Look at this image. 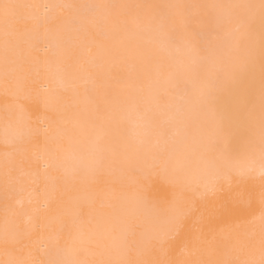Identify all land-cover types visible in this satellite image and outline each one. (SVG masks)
<instances>
[{
  "label": "snow or ice",
  "instance_id": "1",
  "mask_svg": "<svg viewBox=\"0 0 264 264\" xmlns=\"http://www.w3.org/2000/svg\"><path fill=\"white\" fill-rule=\"evenodd\" d=\"M0 96V264H264V0H0Z\"/></svg>",
  "mask_w": 264,
  "mask_h": 264
},
{
  "label": "bare ground",
  "instance_id": "2",
  "mask_svg": "<svg viewBox=\"0 0 264 264\" xmlns=\"http://www.w3.org/2000/svg\"><path fill=\"white\" fill-rule=\"evenodd\" d=\"M2 107H3V98H2V96H0V112H2ZM4 151H5V144H4L3 131H2V122H0V156H2ZM25 179L27 181L28 178H25ZM255 183L257 185L259 184L258 178L256 179ZM0 191H2V192H0V199H2L3 198V190L0 189ZM1 193H2V195H1ZM27 199H28V193L27 192L20 194L19 196L16 197V200L20 201V203L16 204V206L17 207L19 206L18 208L26 207ZM2 202L0 201L1 204H2ZM255 210L257 213L259 212V205L258 204H257ZM0 258H3L2 250H0Z\"/></svg>",
  "mask_w": 264,
  "mask_h": 264
},
{
  "label": "rangeland",
  "instance_id": "3",
  "mask_svg": "<svg viewBox=\"0 0 264 264\" xmlns=\"http://www.w3.org/2000/svg\"><path fill=\"white\" fill-rule=\"evenodd\" d=\"M0 189L2 190V187H0ZM0 192H2V191H0ZM21 194H23V193H21ZM26 194V193H25ZM1 195H2V193H1ZM0 201L2 202L3 201V198L2 199H0ZM3 203V202H2ZM1 204V203H0ZM24 206V205H23ZM17 207V206H16ZM19 207V206H18ZM17 207V208H18ZM21 207V206H20ZM26 207H27V204H26Z\"/></svg>",
  "mask_w": 264,
  "mask_h": 264
}]
</instances>
